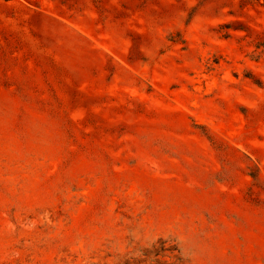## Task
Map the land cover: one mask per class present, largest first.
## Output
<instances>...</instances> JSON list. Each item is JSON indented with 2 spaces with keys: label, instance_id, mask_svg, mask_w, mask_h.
Here are the masks:
<instances>
[{
  "label": "rangeland",
  "instance_id": "374dc122",
  "mask_svg": "<svg viewBox=\"0 0 264 264\" xmlns=\"http://www.w3.org/2000/svg\"><path fill=\"white\" fill-rule=\"evenodd\" d=\"M175 255L264 264V0H0V264Z\"/></svg>",
  "mask_w": 264,
  "mask_h": 264
},
{
  "label": "trees",
  "instance_id": "16d2710c",
  "mask_svg": "<svg viewBox=\"0 0 264 264\" xmlns=\"http://www.w3.org/2000/svg\"><path fill=\"white\" fill-rule=\"evenodd\" d=\"M161 242L162 243H164L165 241L164 240H161ZM171 249H175L176 247H174V246H172V247H170ZM154 254H157V252L156 253H154ZM175 258H176V260H177V262H165V261H162V262H160V261H157L159 264H179L181 261V257L180 256H178V255H175Z\"/></svg>",
  "mask_w": 264,
  "mask_h": 264
}]
</instances>
